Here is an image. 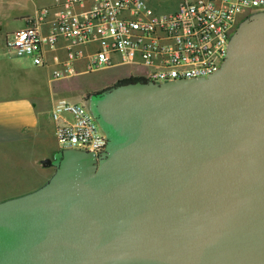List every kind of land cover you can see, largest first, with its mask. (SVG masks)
<instances>
[{
  "label": "water",
  "instance_id": "95a60500",
  "mask_svg": "<svg viewBox=\"0 0 264 264\" xmlns=\"http://www.w3.org/2000/svg\"><path fill=\"white\" fill-rule=\"evenodd\" d=\"M106 151L0 204V264H264V11L207 77L92 95Z\"/></svg>",
  "mask_w": 264,
  "mask_h": 264
},
{
  "label": "built area",
  "instance_id": "2783aa9c",
  "mask_svg": "<svg viewBox=\"0 0 264 264\" xmlns=\"http://www.w3.org/2000/svg\"><path fill=\"white\" fill-rule=\"evenodd\" d=\"M263 11L264 0H179L176 11L164 13L147 0H56L28 17L7 45L49 66L48 51L67 40L68 57L53 63V79L76 75L83 55L75 48L94 44L81 72L125 65L135 69L126 77L164 83L216 72L239 25ZM51 118L57 151H106L108 137L85 104L60 99Z\"/></svg>",
  "mask_w": 264,
  "mask_h": 264
},
{
  "label": "crops",
  "instance_id": "0c3cea01",
  "mask_svg": "<svg viewBox=\"0 0 264 264\" xmlns=\"http://www.w3.org/2000/svg\"><path fill=\"white\" fill-rule=\"evenodd\" d=\"M51 5L54 3L44 6ZM67 44V40L61 39L57 48L49 50L47 58L51 65L36 66L37 72L29 64H34L31 59L13 62L0 54V204L41 190L57 172L56 167L44 162L48 158L52 160L58 149L53 142L49 144V138H56L51 111L58 100L65 98L54 99L51 90L43 93L40 73L47 70L49 82L69 79L52 77V65L56 59L68 57ZM96 47L90 44L75 48L83 55L76 62L78 73H84L80 70L88 61V52ZM120 80L108 81L103 89L92 91L86 99L81 97L83 93L77 98L85 104L91 101L93 94L117 85ZM58 89L59 85L56 87L55 84L53 90ZM29 166L32 172H29Z\"/></svg>",
  "mask_w": 264,
  "mask_h": 264
},
{
  "label": "rangeland",
  "instance_id": "374dc122",
  "mask_svg": "<svg viewBox=\"0 0 264 264\" xmlns=\"http://www.w3.org/2000/svg\"><path fill=\"white\" fill-rule=\"evenodd\" d=\"M149 4L159 13L174 12L178 7L179 0H147ZM56 0H0V54L6 58L15 60H29L31 58L19 56L14 49L7 45V41L11 40L16 30L25 26V18L34 15L41 6L55 3ZM32 69L38 70L35 64L29 63ZM134 68L131 66H117L110 68H103L84 73H78L72 78L65 79L64 81L49 82L47 70L41 72V80L43 82V93H49L51 90L54 99L65 98L72 102L82 101L77 98L81 93L84 99L90 97L92 91L103 89L108 81L118 80L119 78H126L130 75ZM13 77L14 74L12 73ZM60 82V83H58ZM59 85V89L53 90L54 85ZM85 92V93H84ZM85 102V101H83ZM88 110L93 113L91 109V101L85 102ZM52 142L54 146H59L56 138H49V144ZM47 159V158H45ZM50 159V158H48ZM29 172H32L29 166Z\"/></svg>",
  "mask_w": 264,
  "mask_h": 264
},
{
  "label": "trees",
  "instance_id": "16d2710c",
  "mask_svg": "<svg viewBox=\"0 0 264 264\" xmlns=\"http://www.w3.org/2000/svg\"><path fill=\"white\" fill-rule=\"evenodd\" d=\"M139 80L147 81L146 78L144 77L131 76V77H126V78L121 79L117 84L128 83V82L139 81Z\"/></svg>",
  "mask_w": 264,
  "mask_h": 264
},
{
  "label": "flooded vegetation",
  "instance_id": "af4514ba",
  "mask_svg": "<svg viewBox=\"0 0 264 264\" xmlns=\"http://www.w3.org/2000/svg\"><path fill=\"white\" fill-rule=\"evenodd\" d=\"M58 151H55V153H54V157H53V159L52 160H54L55 159V156H56V153H57ZM51 166H54L53 165V163H51ZM55 167V166H54Z\"/></svg>",
  "mask_w": 264,
  "mask_h": 264
}]
</instances>
